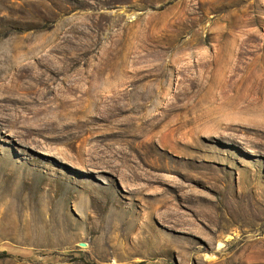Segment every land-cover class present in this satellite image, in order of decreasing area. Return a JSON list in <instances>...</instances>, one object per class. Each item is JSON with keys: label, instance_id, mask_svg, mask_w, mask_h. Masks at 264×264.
I'll return each instance as SVG.
<instances>
[{"label": "rangeland", "instance_id": "1", "mask_svg": "<svg viewBox=\"0 0 264 264\" xmlns=\"http://www.w3.org/2000/svg\"><path fill=\"white\" fill-rule=\"evenodd\" d=\"M0 264H264V0H0Z\"/></svg>", "mask_w": 264, "mask_h": 264}, {"label": "bare ground", "instance_id": "2", "mask_svg": "<svg viewBox=\"0 0 264 264\" xmlns=\"http://www.w3.org/2000/svg\"><path fill=\"white\" fill-rule=\"evenodd\" d=\"M175 200V199H174ZM158 215L160 216L161 219H163L164 221L166 222H170L173 220V225L175 227L179 226L182 224V222H184L182 219V217L178 214L179 212H177V210L173 209V208H168L167 211L165 213H161L159 211H157ZM137 218V217H136ZM187 219H185L186 221ZM139 221V220H138ZM189 223V222H188ZM190 224V223H189ZM188 224V225H189ZM139 232H138V235H139V240L137 242H145L146 239H148V237L146 236V232L148 231V229L151 228V223L149 222V220H143L142 222H140L139 224ZM187 225V224H185ZM193 225V224H191ZM190 225V226H191ZM191 227H194V226H191ZM191 229V228H190ZM195 229L199 232L200 234V228L198 227H195ZM193 230V229H192ZM197 232V233H198ZM136 242V241H134ZM162 242H171L167 239L165 240H162Z\"/></svg>", "mask_w": 264, "mask_h": 264}, {"label": "water", "instance_id": "3", "mask_svg": "<svg viewBox=\"0 0 264 264\" xmlns=\"http://www.w3.org/2000/svg\"><path fill=\"white\" fill-rule=\"evenodd\" d=\"M85 244H82V246H84Z\"/></svg>", "mask_w": 264, "mask_h": 264}]
</instances>
